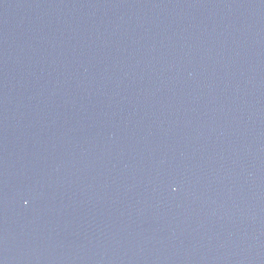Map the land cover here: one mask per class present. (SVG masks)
Returning a JSON list of instances; mask_svg holds the SVG:
<instances>
[{
    "label": "water",
    "instance_id": "water-1",
    "mask_svg": "<svg viewBox=\"0 0 264 264\" xmlns=\"http://www.w3.org/2000/svg\"><path fill=\"white\" fill-rule=\"evenodd\" d=\"M0 264H264V0H0Z\"/></svg>",
    "mask_w": 264,
    "mask_h": 264
}]
</instances>
